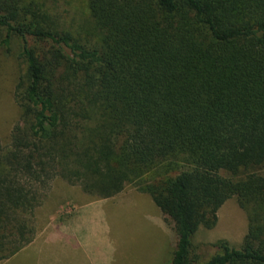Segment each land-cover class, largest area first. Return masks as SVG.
Returning a JSON list of instances; mask_svg holds the SVG:
<instances>
[{
    "label": "trees",
    "instance_id": "1",
    "mask_svg": "<svg viewBox=\"0 0 264 264\" xmlns=\"http://www.w3.org/2000/svg\"><path fill=\"white\" fill-rule=\"evenodd\" d=\"M47 1L0 0V45L18 40L22 63L0 263L33 241L38 191L60 178L91 200L147 194L175 239L169 264H264V0H81L92 43ZM231 198L242 242L202 260L193 236Z\"/></svg>",
    "mask_w": 264,
    "mask_h": 264
},
{
    "label": "rangeland",
    "instance_id": "2",
    "mask_svg": "<svg viewBox=\"0 0 264 264\" xmlns=\"http://www.w3.org/2000/svg\"><path fill=\"white\" fill-rule=\"evenodd\" d=\"M47 6L65 29L70 30L82 41L96 42L99 33L90 16L87 5L81 0H48ZM18 40H13L10 49L0 45V144H9L11 128L19 118V107L14 98L17 77L22 63L17 57ZM261 170V169H260ZM264 170V169H262ZM141 194V195H139ZM110 205L106 210L112 215L106 216L102 248L106 264H169L175 239L162 219L159 208L151 198L131 185L108 198ZM73 199L91 200L90 196L57 178L47 189H39L38 204L34 214L36 234L26 248L0 264H94L96 256L90 252L87 259L75 256L74 251L57 248V243L41 242L37 235L47 231L52 215H59L60 209ZM111 202H114L113 207ZM247 229L245 212L235 198L228 199L218 210V219L211 229L199 228L193 236V248L202 260L212 255L215 242L227 241L231 246L239 247ZM101 234H99L100 236ZM41 242L39 245H37ZM32 244V245H31ZM34 249V250H32ZM64 251L66 253H64Z\"/></svg>",
    "mask_w": 264,
    "mask_h": 264
},
{
    "label": "crops",
    "instance_id": "3",
    "mask_svg": "<svg viewBox=\"0 0 264 264\" xmlns=\"http://www.w3.org/2000/svg\"><path fill=\"white\" fill-rule=\"evenodd\" d=\"M112 200L114 198L86 201L73 199L66 206L61 207V218H58L59 215L57 216V214L52 215L54 223H49V227L46 228L47 231L45 233L40 232L37 239H42L41 242L45 243H57V248L63 246L64 249L74 251L75 256H83L85 259L88 258L87 254L90 252L96 256L94 264H106L105 253L101 244L104 238L106 216L109 219L114 211H107L105 205L108 204L109 206ZM113 205L114 202H111L112 207ZM99 234L101 235L99 236ZM35 241L36 239L32 243L34 244ZM26 247L23 249H28ZM64 253L66 252L64 251Z\"/></svg>",
    "mask_w": 264,
    "mask_h": 264
}]
</instances>
